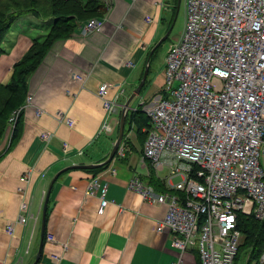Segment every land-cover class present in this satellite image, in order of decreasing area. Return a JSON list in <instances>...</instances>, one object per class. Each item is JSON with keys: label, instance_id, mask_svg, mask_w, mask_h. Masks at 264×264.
<instances>
[{"label": "crops", "instance_id": "0c3cea01", "mask_svg": "<svg viewBox=\"0 0 264 264\" xmlns=\"http://www.w3.org/2000/svg\"><path fill=\"white\" fill-rule=\"evenodd\" d=\"M177 4L178 0H110L100 32L82 37L75 30L56 40L40 59L27 81L19 135L11 145L10 125L0 141V264L35 262L44 197L62 169L106 161L116 133L110 137L100 133L106 113L98 87L107 85V96L117 99L121 112L147 63V81L154 82L148 55L173 28ZM38 20L42 22L26 15L11 26L1 47L0 84L9 81L13 66L32 41L46 36L51 22L46 27ZM165 59L153 85L156 92L142 96L141 91L134 107L142 103L146 109L163 98ZM135 132L128 130L121 142L123 157L115 155L98 171L72 168L58 176L48 197L44 242L36 264H175L179 259L181 264H201L197 242L181 254L171 247V232H158L166 205L153 204L130 188L138 179L157 193L167 191L166 175L159 173L168 170L156 172L144 159V142ZM95 179V193L89 195L88 186ZM104 186L108 204L100 209ZM23 201L33 215L26 225L18 223ZM9 225L12 232L7 231ZM240 233L239 248L245 242ZM239 254L235 264H264V248L257 260L249 249Z\"/></svg>", "mask_w": 264, "mask_h": 264}, {"label": "built area", "instance_id": "2783aa9c", "mask_svg": "<svg viewBox=\"0 0 264 264\" xmlns=\"http://www.w3.org/2000/svg\"><path fill=\"white\" fill-rule=\"evenodd\" d=\"M101 1L108 9L110 0ZM185 13L184 30L167 50L164 96L142 109L150 123L143 157L156 172L168 170L167 191L138 179L129 186L166 205L157 230L173 234L172 248L182 254L197 242L201 264H235L238 215L264 222V0H185ZM102 25V18H91L76 30L85 37ZM107 95L100 85L106 113L100 133L110 137L119 129L120 106ZM124 153L120 144L115 154ZM96 185L91 181L87 194ZM105 194L106 186L100 209L108 204ZM32 218L28 202H21L18 223Z\"/></svg>", "mask_w": 264, "mask_h": 264}, {"label": "trees", "instance_id": "16d2710c", "mask_svg": "<svg viewBox=\"0 0 264 264\" xmlns=\"http://www.w3.org/2000/svg\"><path fill=\"white\" fill-rule=\"evenodd\" d=\"M104 6L101 0H0V56L4 53L1 48L2 42L17 19L31 15L36 19H46L47 22H51L50 26L45 24L49 26L48 34L41 41L37 39L32 41L30 49L13 66L9 81L6 84H0V141L6 129L15 121L11 145L19 135L18 129L27 91V81L40 63V59L56 40L71 35L81 23L91 18H103L105 10H107ZM142 75L143 71L141 77ZM143 107L144 105L141 104L136 111L128 113L123 139L128 130L134 129L139 142L145 141L150 123L142 111ZM16 114L18 118L13 120L12 117ZM237 227L245 235V242L239 248L237 256L240 251L249 249L252 258L257 260L264 248V222L256 220L253 216L239 214Z\"/></svg>", "mask_w": 264, "mask_h": 264}, {"label": "water", "instance_id": "95a60500", "mask_svg": "<svg viewBox=\"0 0 264 264\" xmlns=\"http://www.w3.org/2000/svg\"><path fill=\"white\" fill-rule=\"evenodd\" d=\"M179 3H180V0H178V4H177V9H178V6H179ZM169 34V33H168ZM168 35H166V37H163L158 43L157 45L151 50L150 52V55H152L155 51V49L161 44L162 41H165L166 38H167ZM150 55L147 62L150 61ZM148 73H149V64L147 63V65L145 66L144 68V71H143V75L139 81V83H137L138 85L135 87V90L131 93V95L127 98V100L125 101V103L123 105H121V112H120V123H119V129H118V135H117V138L113 144V147L109 153V156L108 158L106 159V161L100 165H80V166H72V167H69V168H66V169H62V171H60L54 178L53 180L51 181V184L49 185V188H48V191L46 193V197L45 198V201H44V205H43V210H42V217H41V230H40V244H39V249H38V252H37V256H36V259H35V262L33 264H36L38 259H39V256H40V252H41V249H42V246H43V242H44V236H45V220H46V214H47V203H48V197H49V194H50V190L52 188V185L53 183L55 182V180L58 178V176L67 171V170H70L72 168H81V169H88V170H91V169H97V168H100L103 164H108L110 161H112L115 157V153H117V150L119 149V146L123 140V136H124V130H125V121H126V117L128 115V113L130 111H136L137 108L139 107L138 106H133L135 103H136V100L138 99L137 97H139L140 93H141V90L142 88L144 87L145 85V82L147 80V76H148Z\"/></svg>", "mask_w": 264, "mask_h": 264}, {"label": "rangeland", "instance_id": "374dc122", "mask_svg": "<svg viewBox=\"0 0 264 264\" xmlns=\"http://www.w3.org/2000/svg\"><path fill=\"white\" fill-rule=\"evenodd\" d=\"M175 14H176V17H175V20H174V22L172 24V27L173 28H171V31L169 32L168 37L166 38L165 41H162L161 42V44L158 47L156 53L154 55H152L153 56L152 57V69H150L151 70L150 77L153 78L155 76V78L153 80L154 82H157L156 79H158L159 73L162 72V65L164 63V59L166 58V54H167V50H168L169 46L175 42V40L178 38V36L184 30V22H185V0H180V4H179V7L177 9V13H175ZM40 20L44 23V26L47 25L48 22H47L46 19H44V20L40 19ZM38 22L39 23H42L39 20H38ZM47 34H48V32L47 33L45 32V35H47ZM156 73H157V75H155ZM154 82L147 81V85H145V89L143 90L142 96L143 95H148V94L150 95V93L156 92L155 91L156 88L153 87ZM167 94L170 95V92H167ZM162 96H164V95H162ZM157 98L158 97H156L155 100ZM151 101H154V100H151ZM136 103H137V101H136ZM11 125L13 127V124H11ZM116 138H117V136L115 135L114 140ZM166 174H167L166 171H163V172L159 173V176H162L163 177ZM175 181H177V180H173V182H175ZM242 251H240V253Z\"/></svg>", "mask_w": 264, "mask_h": 264}]
</instances>
